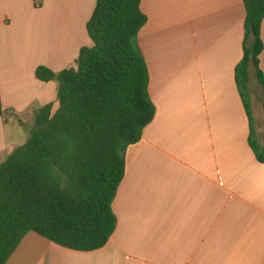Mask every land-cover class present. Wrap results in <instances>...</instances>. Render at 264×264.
<instances>
[{
	"label": "crops",
	"instance_id": "0c3cea01",
	"mask_svg": "<svg viewBox=\"0 0 264 264\" xmlns=\"http://www.w3.org/2000/svg\"><path fill=\"white\" fill-rule=\"evenodd\" d=\"M95 3L0 0V160L26 142L36 109L58 104L57 82L34 71L75 64L92 45ZM140 9L137 41L155 114L126 150L110 239L76 251L31 231L5 264H264V163L248 144L234 75L243 0H140ZM261 38L264 73V18ZM258 85L251 70L254 101ZM254 118L261 135L264 114Z\"/></svg>",
	"mask_w": 264,
	"mask_h": 264
},
{
	"label": "trees",
	"instance_id": "16d2710c",
	"mask_svg": "<svg viewBox=\"0 0 264 264\" xmlns=\"http://www.w3.org/2000/svg\"><path fill=\"white\" fill-rule=\"evenodd\" d=\"M243 3L242 58L234 75L248 118V144L264 163V133L257 131L249 88L252 70L264 114V0ZM145 22L140 0H96L86 26L92 45L81 47L77 68L55 73L36 67V79L57 81L58 108L53 112L48 103L36 109L26 142L0 162V264L31 231L76 251L99 249L110 239L126 150L155 114L137 41Z\"/></svg>",
	"mask_w": 264,
	"mask_h": 264
},
{
	"label": "rangeland",
	"instance_id": "374dc122",
	"mask_svg": "<svg viewBox=\"0 0 264 264\" xmlns=\"http://www.w3.org/2000/svg\"><path fill=\"white\" fill-rule=\"evenodd\" d=\"M76 61H77V59H76ZM76 61H75V64L73 66H71L75 69L77 68V62ZM257 89L259 92V97L257 96L256 100L255 101L253 100V106L252 107H253L254 116L257 117L258 119H260V117L263 116V110H262V104H261V88L259 85H258ZM250 91L252 94H254V90L251 89ZM57 108H58V104L55 103V106L53 108V112H55ZM2 161H4V159L0 160V162H2Z\"/></svg>",
	"mask_w": 264,
	"mask_h": 264
},
{
	"label": "built area",
	"instance_id": "2783aa9c",
	"mask_svg": "<svg viewBox=\"0 0 264 264\" xmlns=\"http://www.w3.org/2000/svg\"><path fill=\"white\" fill-rule=\"evenodd\" d=\"M34 3H35L36 5H38V4L41 3V0H34Z\"/></svg>",
	"mask_w": 264,
	"mask_h": 264
},
{
	"label": "water",
	"instance_id": "95a60500",
	"mask_svg": "<svg viewBox=\"0 0 264 264\" xmlns=\"http://www.w3.org/2000/svg\"><path fill=\"white\" fill-rule=\"evenodd\" d=\"M10 114V113H9Z\"/></svg>",
	"mask_w": 264,
	"mask_h": 264
}]
</instances>
